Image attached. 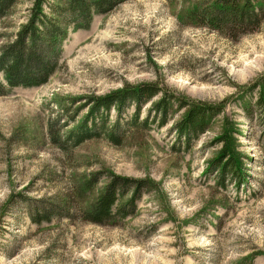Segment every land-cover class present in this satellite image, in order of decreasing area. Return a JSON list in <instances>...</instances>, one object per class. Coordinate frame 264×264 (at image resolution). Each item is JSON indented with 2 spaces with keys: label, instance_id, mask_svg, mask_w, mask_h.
Here are the masks:
<instances>
[{
  "label": "rangeland",
  "instance_id": "rangeland-1",
  "mask_svg": "<svg viewBox=\"0 0 264 264\" xmlns=\"http://www.w3.org/2000/svg\"><path fill=\"white\" fill-rule=\"evenodd\" d=\"M0 264H264V0H0Z\"/></svg>",
  "mask_w": 264,
  "mask_h": 264
}]
</instances>
